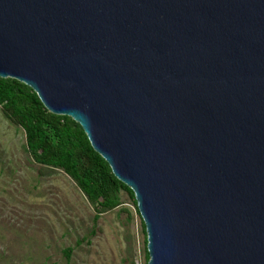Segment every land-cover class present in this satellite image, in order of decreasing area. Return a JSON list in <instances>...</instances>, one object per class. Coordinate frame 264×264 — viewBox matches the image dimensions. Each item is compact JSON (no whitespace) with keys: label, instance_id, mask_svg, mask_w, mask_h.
Listing matches in <instances>:
<instances>
[{"label":"water","instance_id":"obj_1","mask_svg":"<svg viewBox=\"0 0 264 264\" xmlns=\"http://www.w3.org/2000/svg\"><path fill=\"white\" fill-rule=\"evenodd\" d=\"M0 77L132 189L148 264H264V0H0Z\"/></svg>","mask_w":264,"mask_h":264},{"label":"rangeland","instance_id":"obj_2","mask_svg":"<svg viewBox=\"0 0 264 264\" xmlns=\"http://www.w3.org/2000/svg\"><path fill=\"white\" fill-rule=\"evenodd\" d=\"M121 198L95 229L84 192L63 171L32 161L24 131L0 106V264H147L141 216L126 192Z\"/></svg>","mask_w":264,"mask_h":264},{"label":"trees","instance_id":"obj_3","mask_svg":"<svg viewBox=\"0 0 264 264\" xmlns=\"http://www.w3.org/2000/svg\"><path fill=\"white\" fill-rule=\"evenodd\" d=\"M0 106L6 117L24 131L32 161L40 167L63 171L84 192L95 212V229L102 215L124 203L122 192L130 196L140 214L132 189L115 176L78 122L50 112L31 87L12 78L0 77ZM142 224L147 246L143 219ZM73 250L70 246L63 250L67 260L71 259Z\"/></svg>","mask_w":264,"mask_h":264}]
</instances>
